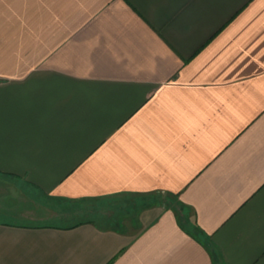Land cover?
<instances>
[{"label": "crops", "instance_id": "1", "mask_svg": "<svg viewBox=\"0 0 264 264\" xmlns=\"http://www.w3.org/2000/svg\"><path fill=\"white\" fill-rule=\"evenodd\" d=\"M0 264H264V0H0Z\"/></svg>", "mask_w": 264, "mask_h": 264}, {"label": "rangeland", "instance_id": "2", "mask_svg": "<svg viewBox=\"0 0 264 264\" xmlns=\"http://www.w3.org/2000/svg\"><path fill=\"white\" fill-rule=\"evenodd\" d=\"M83 216H75L73 217L72 219H67L66 221H56L55 223H59V224H66L67 222L70 223V222H75V221H78L80 219H82Z\"/></svg>", "mask_w": 264, "mask_h": 264}]
</instances>
